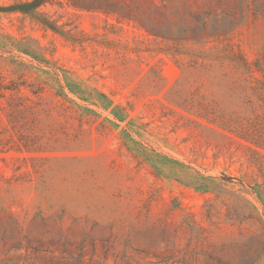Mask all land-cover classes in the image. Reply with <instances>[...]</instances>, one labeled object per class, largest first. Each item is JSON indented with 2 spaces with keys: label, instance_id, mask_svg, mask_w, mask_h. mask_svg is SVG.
<instances>
[{
  "label": "rangeland",
  "instance_id": "374dc122",
  "mask_svg": "<svg viewBox=\"0 0 264 264\" xmlns=\"http://www.w3.org/2000/svg\"><path fill=\"white\" fill-rule=\"evenodd\" d=\"M38 11H0V264H264V0Z\"/></svg>",
  "mask_w": 264,
  "mask_h": 264
},
{
  "label": "trees",
  "instance_id": "16d2710c",
  "mask_svg": "<svg viewBox=\"0 0 264 264\" xmlns=\"http://www.w3.org/2000/svg\"><path fill=\"white\" fill-rule=\"evenodd\" d=\"M47 0H33L30 2H21L12 4L6 8H0V11L4 12H20L26 15L31 16L33 19L40 22L46 28L54 31L59 32L60 28L54 22L50 21L48 18L44 16V14L38 11V8L44 5Z\"/></svg>",
  "mask_w": 264,
  "mask_h": 264
}]
</instances>
